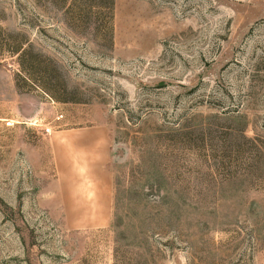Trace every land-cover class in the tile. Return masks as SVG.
<instances>
[{
	"label": "rangeland",
	"instance_id": "obj_1",
	"mask_svg": "<svg viewBox=\"0 0 264 264\" xmlns=\"http://www.w3.org/2000/svg\"><path fill=\"white\" fill-rule=\"evenodd\" d=\"M0 264H264V0H0Z\"/></svg>",
	"mask_w": 264,
	"mask_h": 264
},
{
	"label": "crops",
	"instance_id": "obj_2",
	"mask_svg": "<svg viewBox=\"0 0 264 264\" xmlns=\"http://www.w3.org/2000/svg\"><path fill=\"white\" fill-rule=\"evenodd\" d=\"M68 138L71 172L74 170L88 172L91 168L93 170L99 168L102 178L108 176L105 162L108 157L109 140L104 130L96 128L78 131V133H70ZM77 165H80V169Z\"/></svg>",
	"mask_w": 264,
	"mask_h": 264
},
{
	"label": "trees",
	"instance_id": "obj_3",
	"mask_svg": "<svg viewBox=\"0 0 264 264\" xmlns=\"http://www.w3.org/2000/svg\"><path fill=\"white\" fill-rule=\"evenodd\" d=\"M17 66L29 77H33L44 91L54 93L51 90V86L46 81L49 78V70H46V67H49V62L46 58H43L40 54L31 52L30 49L17 50ZM63 97H56L58 102H78L77 100L69 97L72 96L71 93L62 90L61 93ZM56 96V95H55Z\"/></svg>",
	"mask_w": 264,
	"mask_h": 264
},
{
	"label": "built area",
	"instance_id": "obj_4",
	"mask_svg": "<svg viewBox=\"0 0 264 264\" xmlns=\"http://www.w3.org/2000/svg\"><path fill=\"white\" fill-rule=\"evenodd\" d=\"M45 132H48V130H47V129H45Z\"/></svg>",
	"mask_w": 264,
	"mask_h": 264
}]
</instances>
